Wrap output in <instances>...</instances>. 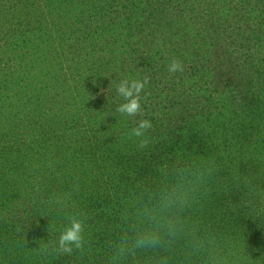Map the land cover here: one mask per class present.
I'll use <instances>...</instances> for the list:
<instances>
[{
  "label": "trees",
  "instance_id": "1",
  "mask_svg": "<svg viewBox=\"0 0 264 264\" xmlns=\"http://www.w3.org/2000/svg\"><path fill=\"white\" fill-rule=\"evenodd\" d=\"M0 264H264V0H0Z\"/></svg>",
  "mask_w": 264,
  "mask_h": 264
},
{
  "label": "clouds",
  "instance_id": "2",
  "mask_svg": "<svg viewBox=\"0 0 264 264\" xmlns=\"http://www.w3.org/2000/svg\"><path fill=\"white\" fill-rule=\"evenodd\" d=\"M169 73L183 72L184 66L181 61L173 58L168 66ZM149 83L148 78L143 80H122L117 86V94L123 98L124 103L120 104L117 111L121 114L135 117L142 115L141 109V93L145 89V86ZM147 95V94H145ZM152 128V124L149 120H139L137 126L132 129L131 135L135 137H143L145 133ZM148 144L147 139H142L139 143L140 148H145ZM70 227L64 229L58 239V248H54V251H59L63 254H71L73 246L76 249H82L84 246V223L78 218L70 219ZM157 237L141 238L136 241V247H144L148 245L157 244Z\"/></svg>",
  "mask_w": 264,
  "mask_h": 264
}]
</instances>
